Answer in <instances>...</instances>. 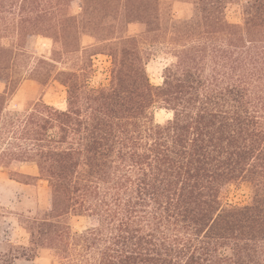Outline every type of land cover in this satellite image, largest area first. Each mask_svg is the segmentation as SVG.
Instances as JSON below:
<instances>
[{
    "label": "trees",
    "instance_id": "1",
    "mask_svg": "<svg viewBox=\"0 0 264 264\" xmlns=\"http://www.w3.org/2000/svg\"><path fill=\"white\" fill-rule=\"evenodd\" d=\"M228 1L193 0L192 15L169 26L161 0H0V166L50 191L46 210L0 206L27 234L26 244L0 240V264L39 249L61 264H264V0L247 1L242 23L227 20ZM5 33L16 46L1 42ZM83 35L96 45H82ZM36 36L53 41L52 56L26 79L41 92L63 85L66 108L40 94L5 116L25 79L16 55ZM141 39L171 49L160 85L149 81ZM97 53L111 56V78L90 88ZM68 54L80 64L59 69ZM157 107L171 117L155 122ZM28 163L38 176L19 171ZM241 182L248 201L223 203V190ZM69 215L89 224L74 231Z\"/></svg>",
    "mask_w": 264,
    "mask_h": 264
},
{
    "label": "rangeland",
    "instance_id": "2",
    "mask_svg": "<svg viewBox=\"0 0 264 264\" xmlns=\"http://www.w3.org/2000/svg\"><path fill=\"white\" fill-rule=\"evenodd\" d=\"M193 0H161V12L168 21L165 24L171 25L175 20L190 17L194 10ZM248 0H229L225 9L226 18L232 23H242L244 17V7ZM71 11L79 14L81 8L79 2L71 4ZM172 19V20H171ZM170 20V21H169ZM118 21V20H117ZM121 22V20H120ZM128 33L140 36L141 26L137 23L128 25ZM81 43L84 46L96 45V41L87 35L81 37ZM1 42L4 45H17L15 37L5 33ZM141 49L147 56L146 72L149 81L153 85H160L163 81V70L172 61L171 49L166 43H150L149 40H140ZM53 48V41L50 38L36 36L28 39L27 48L18 52L14 61V71L25 77L19 84L17 90L11 95L4 110L5 116L12 112H23L25 108L30 107L42 95V99L59 109L66 108V89L57 81H50L41 92V88L34 82L26 79L30 70L40 58H50ZM81 54H68L58 63L59 69L77 68L80 64ZM91 66L86 67L87 85L90 88L107 87L110 83L112 58L105 53H97L91 56ZM4 84L0 82V92ZM171 117V112L164 108H155L154 120L162 123ZM29 175L37 174L34 164L28 163ZM21 172V171H20ZM12 171L0 166V206L11 208L16 212H26L32 210H46L49 206L50 191L47 182L42 179H33L31 177H21L26 183L18 182L8 178ZM25 174V173H24ZM33 176V175H30ZM250 186L246 182L236 185H229L221 194L223 203H245L249 199ZM68 222L74 231L84 229L89 224L86 216L69 215ZM0 240H11L16 243L26 244L27 234L21 229L16 221V214H10L7 211L0 210ZM14 264H61L60 260L50 251L39 249L33 260H16Z\"/></svg>",
    "mask_w": 264,
    "mask_h": 264
},
{
    "label": "crops",
    "instance_id": "3",
    "mask_svg": "<svg viewBox=\"0 0 264 264\" xmlns=\"http://www.w3.org/2000/svg\"><path fill=\"white\" fill-rule=\"evenodd\" d=\"M2 90H3V88H2ZM27 165H28V164H22V165L19 167V171H21V173H25V174H28V175H29V173L26 172V171H28V169H29V168H26V167H28ZM34 167H36V165H34ZM36 169H37V167H36ZM30 175L38 176V169H37V174H35V173L33 172V174H30Z\"/></svg>",
    "mask_w": 264,
    "mask_h": 264
}]
</instances>
